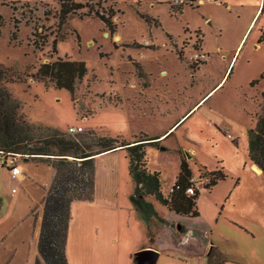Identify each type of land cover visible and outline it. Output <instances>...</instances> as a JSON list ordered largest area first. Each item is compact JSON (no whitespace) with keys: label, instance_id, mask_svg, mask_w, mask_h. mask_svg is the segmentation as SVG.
<instances>
[{"label":"rangeland","instance_id":"obj_1","mask_svg":"<svg viewBox=\"0 0 264 264\" xmlns=\"http://www.w3.org/2000/svg\"><path fill=\"white\" fill-rule=\"evenodd\" d=\"M152 2L157 1L113 0L111 7L115 13L112 27L122 40L145 45L148 42L147 47L158 49L143 51L139 56L140 61L149 64L155 77L146 79L144 74L141 82L137 81L139 85L125 87L133 94L127 102L129 105L139 96L135 91L146 92L147 83H153V94H162L156 82L169 85L171 82L173 91L178 87L187 88L185 97L191 95L194 99L190 100L196 101L223 79L231 59L235 58L223 83L198 106L200 109L179 123L160 148H148L145 158L148 168L159 173L161 191L166 198L179 175L181 158L187 159L196 177L219 170L227 178L210 190H201L198 217L171 213L152 198L160 215L157 213L150 223L154 239H147L132 207L129 151L118 149L100 155L96 164L95 201L86 206L78 205L72 213L74 226L72 233L69 232L71 239L68 237L67 249L69 264H138L136 254L142 251L139 247L144 243L161 249L157 264H264V172L258 173L253 168L250 148L251 131L259 124L264 127V38L260 42L264 35V0L236 54L238 42L259 0H238L243 6L238 12L223 6H209L210 25L201 10L189 7L183 14L174 15L166 5L151 7ZM27 3L34 7L32 11L21 6ZM12 4L17 5L16 10ZM118 6L123 16L118 14ZM93 11L95 8L90 6L81 9L65 26H60L59 0H7L6 6L0 3L4 19L0 28V65L10 70L9 76L15 83L9 86L22 104L26 120L37 127L41 125L63 133L74 126L75 137L91 130L100 136L131 141L132 136L142 138L143 134L161 131L172 112L135 116L132 111L114 108L113 104L121 98L124 71L130 72L133 68L127 63L131 59L126 49L129 44L120 42L123 50H118L119 38L115 40L116 34L111 35ZM197 29H201L204 36H197ZM14 32H17V41L12 39ZM36 32L44 38L41 45ZM168 34L180 45L170 40ZM204 37L206 51L201 50ZM197 40L199 50L209 53V57L199 70H193L191 56L197 51ZM172 42L182 50L184 64L172 52ZM133 51L138 57L139 51ZM223 54L226 59L222 58ZM59 58L86 63L88 72L75 97L66 89L32 78L41 64ZM157 64H168L170 71ZM223 128H229V132ZM102 148L92 146L89 151L98 152ZM56 152L62 150L56 148ZM76 153L73 149L62 152L71 156ZM20 157L22 166L26 163ZM67 158L69 162L73 160ZM261 160L264 165V156ZM59 162L57 157L45 161L49 165ZM36 169L35 166L29 169L26 185L14 183L9 176H0V264H35L39 257L38 239L48 174L46 168ZM5 170L0 169V173L7 174ZM54 171L56 174L55 168ZM175 233L188 238L187 244L176 242Z\"/></svg>","mask_w":264,"mask_h":264},{"label":"trees","instance_id":"obj_2","mask_svg":"<svg viewBox=\"0 0 264 264\" xmlns=\"http://www.w3.org/2000/svg\"><path fill=\"white\" fill-rule=\"evenodd\" d=\"M0 3L6 6L7 0H0ZM59 3L60 13L58 19L60 26H65L71 16L77 15L81 9L85 8L82 3L76 0H59ZM12 5L14 10H16L17 5ZM21 6L24 8L31 7L29 3ZM114 16L115 13L113 11L110 12V17L96 14V17L104 22L111 35L116 32L113 30L111 22ZM86 17H91V15H86ZM145 19L147 22L149 21L147 17ZM2 25H4V19L0 13V28ZM16 28L18 32V27ZM17 32L12 34L13 41L18 40ZM199 33L196 32L197 36ZM38 35L36 32L35 37L41 43L35 40V44L39 43L41 45L44 38ZM77 37L79 38L78 35ZM263 38L264 35L261 37L260 42H262ZM57 42L56 38L53 42L54 53L57 50ZM198 44L199 41L197 40L196 49H199ZM178 54L183 58L182 50ZM202 65L192 64L191 67L193 70H199ZM87 72L88 69L85 62L59 58L55 62L41 64L37 73L32 75V78L47 84L51 83L58 89H66L75 97L77 88L83 82ZM9 73V69L0 65V152L17 153L21 156L29 155L34 159L38 155H48V159L57 157L60 160L55 165L50 164L56 169V174L44 200L43 220L38 239L39 257L35 264H69L67 246L70 224L72 222V205L79 201H93L96 179L95 156L104 152L115 151L119 148L129 151L131 160L130 171L135 182L131 202L147 220L157 217L153 204L146 200L147 195L154 196L170 211L178 215L198 217L197 203L200 198V192L194 196H188L186 193L193 174L185 158H182L180 173L174 183V192L167 199H164L159 182V174L148 171L145 165V143L141 142L151 141L150 139L138 140L137 143L139 144L131 146L132 143L123 138L115 139L106 135L100 136L91 130H87L84 132L85 134L75 137L74 134L69 132L67 134L41 125L40 127L42 128L37 127L26 120V115L22 112L21 102L14 97L9 83L15 82L9 76ZM86 135L89 137L85 138L84 136ZM250 144L253 165L256 164L264 172V165L261 160L264 156V127L261 124L258 125L255 131H251ZM92 146H101L103 148L98 152L93 150L90 152L89 150H91ZM56 148H60L62 152L64 149H73L77 153L74 156L62 154V152L60 154L56 152ZM67 157H72L73 160L69 162ZM207 177L208 179L203 189L210 190L219 181L225 180L227 175L217 170L210 173ZM203 180L205 179L200 177V181L202 182Z\"/></svg>","mask_w":264,"mask_h":264},{"label":"crops","instance_id":"obj_3","mask_svg":"<svg viewBox=\"0 0 264 264\" xmlns=\"http://www.w3.org/2000/svg\"><path fill=\"white\" fill-rule=\"evenodd\" d=\"M155 1H157V2L156 3H153L152 2L151 3V7H154L155 5H166L169 8V11L171 12V14L173 13L174 15L175 14H183L184 11H186L187 9H189V7H184V8L178 9V10H170V6H169L170 5V0H155ZM262 3H263V0H259V5H258V7H257V9L255 11V14L253 15V17H252V19H251V21H250L247 29L244 31V33L242 34V36H241V38H240V40L238 42V45H237L236 50H235V54L238 51L239 47L241 46L243 40L245 39L248 31L250 30V27L252 26V24H253L256 16L258 15V13H259V11L261 9ZM140 5H141V3L138 4V7H140ZM212 5H215V6H218V7L223 6L227 10H229V11H234L235 10V12H238L239 10H242L243 9V6L240 5V3L238 2V0H216V1H213V2L205 1L204 4L200 5L197 8H192V9L193 10H196V11H199V10L203 11L202 15H203L205 21L210 25L211 24V21L210 20L212 19V15H211V12L209 11L208 7L209 6H212ZM190 9H191V7H190ZM118 14L123 16V13L121 12L120 7H119ZM230 14H232V13H230ZM155 21L156 20L154 19V23L157 22V21L156 22ZM195 32H200L199 35L204 36V34H203L204 32L201 29H197ZM115 34H116L115 40H117V38H119V40H118L119 42L118 43H119L120 49H118V50H120V51L123 50L121 48L120 42L121 43L129 44L126 47V49L129 50V54L128 53L127 54H128V56L130 55V58L131 59L129 60V62H127V61L126 62L128 64H131L133 68H131V71L130 72L129 71L128 72L127 71H124L125 80L122 81L123 88L119 92L121 98L117 100V103H114L113 104L114 108H117V109L121 108V109H126L125 111H132V114L135 115V116L138 115V114H144V115H151L152 116L154 114V112H166V111L172 112V117L166 122L164 128L161 131H157L153 135L143 134V137L142 138L139 137V136H136V137L135 136H132V139L130 141L132 143L131 146L139 144V143H137L138 140H142V139H150L151 140V141L141 142V143H145L144 150H145V158H146V151L148 150L149 147H157V148H160V146L162 145V143L169 136H171L173 134V133H171V134H169V133L179 123H181L187 116H189V118L191 116H193L200 109V107H198V106L213 91H215L223 83V81L225 80L226 76L230 72V67L232 65V62H233L235 56L231 59L230 65H229V67H228V69H227V71H226L225 76L223 77V79L211 91H209L205 96L200 97V98H196V101L195 100L194 101L193 100H190V99H194V97L191 96V95L190 96H187V98L185 97L184 94L188 90L187 88H185L184 90H182V88L178 87L177 90L173 91L171 82H170V85L167 84V83H165V82H163L162 84H159L158 82H156L157 87H160L158 90L162 89L161 90L162 94H160V95L159 94H156L155 95V93L153 94V90H152V89H154L153 83H152V85L151 84L148 85V83H147V84H145V86H146L145 87V91L146 92H143V90H142L141 93H139L138 90L135 91V94H137L139 96L136 97V101L135 102L133 101L134 102L133 105H129L127 102L131 100L133 94L132 93H129V91H131V90H129V89L127 90L128 87L126 89H125V87L128 86V85L129 86H132V85H135L136 86V84L139 85L140 82H141V80H142L141 77H143L144 74L148 76V77L145 76L146 79H150L152 77H155V72H150V70L148 68V65L149 64H144L142 61H140V57L139 56H142L143 55V53H144L143 51H150V52H152V51H155V50H158V49H156L155 47L154 48L147 47L145 44H142L140 42H136L134 40L133 41H126L124 39L122 40L121 39V36L119 35V32H117V31L115 32ZM168 36H170V40L176 41L175 38L171 34H168ZM202 42H203V45H202L203 48L201 50L206 51L205 50V37H204V39H203ZM175 43L178 46L180 45V43L177 42V41ZM172 44L174 45V48H173L172 52L175 54L176 58L179 61H181L182 64H184L183 63L184 61L182 60L183 58H181L179 56V54H178V52L180 50H178V47L174 44V42H172ZM119 46L117 45L116 47H119ZM220 49L221 48H219L218 50H220ZM133 50H138L139 51L138 57L135 55V53H134ZM221 50H223V49H221ZM222 58L223 59H226V56L223 54L222 55ZM157 65L159 67L165 66V68H168L167 67L168 64H157ZM168 70H169V68H168ZM137 73H139L140 76H138ZM128 75L130 76V78H127L126 79V76H128ZM146 79L143 78V80H146ZM168 79H170V78H168ZM137 81H140V82H137ZM188 85L190 86V88H193L192 84H188ZM140 87H142V86H140ZM124 90H125V92H124ZM126 91H128V93ZM173 93H175L176 96H172ZM126 94H128V95H126ZM182 96H184V97L181 98ZM32 123H34V122H32ZM72 127H74V126H72ZM79 127H81V126H79ZM82 128H84V127L82 126ZM223 129L225 130V132H229V128H223ZM168 134H169V136H167ZM154 141H156L157 143H151V142H154ZM119 149H122V148H119ZM108 152H104V153H101V154L95 156V164H97V160H98V158H100L99 157L100 155L105 154V153H108ZM36 157L37 158L34 159V158L30 157L29 155L22 156V158H24V160H25L24 162L26 164H24V165L21 166L22 167V174L18 178H13L10 175L9 171L7 169L5 170V168H2L1 166H0V169L1 170H5L7 174L3 175L2 173H0V176H9V178L11 180L13 179L12 181H14V183H17L18 185H26V183L28 182V171H29V169H31V167L35 166L37 168L36 171H39V168L40 167L42 169L43 168H46V171H47V174L48 175H47V179H46V183H45L46 184L45 188L48 191V189H49V187H50V185H51V183L53 181L54 174H55L54 168L51 165L45 163L46 159L49 158L48 155H38ZM129 159H130V154H129ZM181 162H182V158H181ZM145 163H146L145 165H146V168L148 169V171L152 172L148 168V162H147V160H145ZM128 165H129V173H130L129 179L130 178L132 179V188H133V191H132V194H131V196H132L133 193H134V189H135V182H134V180L132 178L131 171H130L131 170V160H129ZM96 169H97V167H96ZM180 169H181V165H180ZM156 173H158V172H156ZM177 177L175 178V181L177 180ZM175 181H174V183H175ZM96 192H97V184H96V179H95V195H94L93 201H91V202H89V201H79V202L73 203V205H72V213H74V211H75V209H76V207L78 205H85L86 206V205L93 204L94 201H95ZM162 195H163V198L164 199H167L165 197L164 192H162ZM148 196H151L150 200L148 199ZM152 198L155 199V202L161 204L162 207L167 208L161 201L157 200L154 196H152V195H147L146 196V199H147L148 202H151ZM151 203L153 204L156 212L159 214V211L156 208V204H154L153 202H151ZM132 207L137 212V214H136L137 220H138V223H140L141 224V227L143 228V235L145 237H147V239H150V238L154 239V236L151 234V231H150V229H151V224L150 223H152L153 219L147 220L144 217V215L140 211H138V209L133 204H132ZM167 210L169 212H171V213H174L173 211H170L169 208H167ZM73 226H74V221H72V223L70 224V230H69L70 233H72L71 230L73 229ZM146 228H147V230H146ZM172 229L174 231V229H175L174 224L172 225ZM69 238L71 239L70 236H69ZM175 239H176V242H178L179 244H183V245L187 244V241H188V238L187 239L184 238L183 234H180V236H178L176 234V238ZM172 243L173 242H171V244ZM69 246H70V242L68 241L67 249H69ZM148 248H156V247H154L152 245H149V244L146 245L144 243L141 247H139V250H144V249H148ZM157 250L160 253V255L158 257V260H159V258L162 255V253H161V249L160 248L157 249ZM67 255H68V250H67ZM209 256H210V253H209Z\"/></svg>","mask_w":264,"mask_h":264},{"label":"built area","instance_id":"obj_4","mask_svg":"<svg viewBox=\"0 0 264 264\" xmlns=\"http://www.w3.org/2000/svg\"><path fill=\"white\" fill-rule=\"evenodd\" d=\"M76 1L79 3H82L85 6V8L83 9H88V6H90V8H95V11H93V14L95 15L98 13L101 16L110 17L113 0H76ZM205 1L213 2L216 0H170L169 6H170V10H178L184 7L197 8L200 5L204 4ZM28 9L29 11L30 10L32 11L33 7H29ZM147 43L146 45H149ZM196 50L197 51L195 52V54L191 56V59H192L191 64L193 65L205 64L209 57L208 54L202 52L199 49H196ZM47 61L49 63V60ZM68 132L70 134H74L77 132V129L74 127H70ZM231 137H232L231 135H228L229 139H231ZM20 158H21L20 155L17 153H5L1 151L0 152V166L2 168L7 169L13 178H18L22 174ZM201 177L204 179L206 178L208 179L206 175H203ZM205 183H206L205 180L201 182L200 177H196L192 175L190 179V186L188 187L186 191L187 195L194 196L198 192H201ZM173 192H174V184L170 189V194H172Z\"/></svg>","mask_w":264,"mask_h":264},{"label":"water","instance_id":"obj_5","mask_svg":"<svg viewBox=\"0 0 264 264\" xmlns=\"http://www.w3.org/2000/svg\"><path fill=\"white\" fill-rule=\"evenodd\" d=\"M108 35V34H107ZM190 157V156H189ZM253 168L259 173L263 171L256 165ZM160 253L158 250L153 248H148L147 250L139 251L136 254V261L138 264H157L158 257Z\"/></svg>","mask_w":264,"mask_h":264},{"label":"bare ground","instance_id":"obj_6","mask_svg":"<svg viewBox=\"0 0 264 264\" xmlns=\"http://www.w3.org/2000/svg\"><path fill=\"white\" fill-rule=\"evenodd\" d=\"M260 173V172H259Z\"/></svg>","mask_w":264,"mask_h":264}]
</instances>
